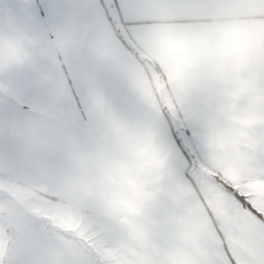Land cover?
<instances>
[{
	"label": "crops",
	"instance_id": "crops-1",
	"mask_svg": "<svg viewBox=\"0 0 264 264\" xmlns=\"http://www.w3.org/2000/svg\"><path fill=\"white\" fill-rule=\"evenodd\" d=\"M8 186L95 264H231L241 200L264 210V0H0ZM21 213L0 264H87Z\"/></svg>",
	"mask_w": 264,
	"mask_h": 264
},
{
	"label": "rangeland",
	"instance_id": "rangeland-1",
	"mask_svg": "<svg viewBox=\"0 0 264 264\" xmlns=\"http://www.w3.org/2000/svg\"><path fill=\"white\" fill-rule=\"evenodd\" d=\"M47 206L50 207L51 204L46 203V201H42L25 191L20 189L17 190L9 186L0 187V226L11 230L13 228L12 226L15 225V219L12 214H14L17 210L21 211V214L30 222L31 226H35L44 232H51L52 230L56 233H61L64 236L76 238L77 241L79 240L83 249L82 253L84 255V259L86 260L85 262L87 264H95V260L97 258L95 257L93 247L94 234L93 231H90L91 228L85 230L86 232L83 228L73 229L71 232H62L45 217ZM80 220L85 222L86 218L79 219V214H75V216L72 215V218L70 217V221L72 222L71 225H74L76 228L79 227L78 224ZM87 221L91 222L89 219H87ZM110 222V219H106L105 223H107V227L112 225ZM93 224L94 223L91 222L92 226ZM114 226H116V224ZM10 230L7 239L9 244L12 242L13 238V235L10 234ZM81 232L83 233L81 234Z\"/></svg>",
	"mask_w": 264,
	"mask_h": 264
},
{
	"label": "snow or ice",
	"instance_id": "snow-or-ice-1",
	"mask_svg": "<svg viewBox=\"0 0 264 264\" xmlns=\"http://www.w3.org/2000/svg\"><path fill=\"white\" fill-rule=\"evenodd\" d=\"M38 15H48L47 6L39 8ZM82 15H88L85 10ZM241 203L249 209L247 216H233L226 225L225 231L233 243V255L229 258L231 264H264V210H252L250 203ZM205 264H222L221 261L210 259Z\"/></svg>",
	"mask_w": 264,
	"mask_h": 264
},
{
	"label": "trees",
	"instance_id": "trees-1",
	"mask_svg": "<svg viewBox=\"0 0 264 264\" xmlns=\"http://www.w3.org/2000/svg\"><path fill=\"white\" fill-rule=\"evenodd\" d=\"M223 187H224L227 191H229V193L231 192V193H233V194H236V193L233 192L232 188H230V187L227 186L226 184H223Z\"/></svg>",
	"mask_w": 264,
	"mask_h": 264
},
{
	"label": "clouds",
	"instance_id": "clouds-1",
	"mask_svg": "<svg viewBox=\"0 0 264 264\" xmlns=\"http://www.w3.org/2000/svg\"><path fill=\"white\" fill-rule=\"evenodd\" d=\"M234 47H236V48H238V44H236V43H234V45H233Z\"/></svg>",
	"mask_w": 264,
	"mask_h": 264
}]
</instances>
